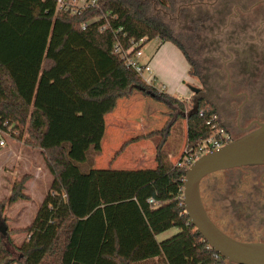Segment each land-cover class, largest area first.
Here are the masks:
<instances>
[{
	"label": "trees",
	"instance_id": "16d2710c",
	"mask_svg": "<svg viewBox=\"0 0 264 264\" xmlns=\"http://www.w3.org/2000/svg\"><path fill=\"white\" fill-rule=\"evenodd\" d=\"M156 37L175 44L196 76L194 61L149 15L146 0H96L76 15L56 10V0H0V131L25 130L52 176L25 228H9L0 203V264H223L184 212L187 166L163 148L176 119L146 135L157 137L152 168L83 172L75 164L89 148L101 151L105 115L136 92L185 119L187 148L211 136L206 119L217 111L203 108L205 99L186 110L187 100L146 84L113 52L117 44L132 53ZM172 227L173 235L157 240ZM15 232L26 236L16 243Z\"/></svg>",
	"mask_w": 264,
	"mask_h": 264
},
{
	"label": "rangeland",
	"instance_id": "374dc122",
	"mask_svg": "<svg viewBox=\"0 0 264 264\" xmlns=\"http://www.w3.org/2000/svg\"><path fill=\"white\" fill-rule=\"evenodd\" d=\"M195 1V0H189ZM188 0H167L163 4L157 3L155 0H146L148 5V13L151 16L158 18L169 27L172 35L183 45L188 56L194 61L195 74L198 70L204 68L203 74L187 77L185 70V61H175L171 59L170 51L166 54L161 52L157 60L161 74H186V78L179 75V83L185 88L186 94H181L182 91L176 89L178 81L174 78L170 80L169 76L158 78L156 85L164 86L172 93L177 92L178 97L189 98L186 102V110L192 105L191 101L199 96L194 94L190 87H198L202 98L206 100L207 107H214L208 99V88L212 92H218L223 97L225 91L216 85H212L213 80L220 77V84L223 83V74H207L209 68V57L215 51L214 46L207 45V37L209 38V28L216 31L227 18V12L221 16L210 20L209 6L196 5L194 8H186L189 4ZM186 8V9H185ZM192 14V16L186 17ZM192 12V13H190ZM203 12V13H202ZM191 19H194L193 22ZM214 22V26H212ZM257 22H255V25ZM254 25V26H255ZM220 33L217 39H224L220 43V47L225 44L233 45L234 40L242 38L246 35H251L253 30H246V35L235 29L233 35ZM204 42V43H200ZM159 38H152L145 43L141 51L145 56H154L156 49L160 45ZM200 44V45H199ZM173 50H180L175 47L172 42L166 45ZM213 49V50H211ZM178 52V51H177ZM181 52V50H180ZM182 53V52H181ZM183 54V53H182ZM184 57V56H183ZM220 65V64H217ZM164 79V80H163ZM177 81V83H175ZM187 87V88H186ZM237 90V89H236ZM211 92V93H212ZM212 105V106H211ZM187 112V111H185ZM168 117L176 119L174 122L170 136L168 137L164 150L171 162L176 163L184 151L188 150L186 140V125L185 119L176 114L169 113V108L151 97L145 96L140 92L134 93L128 98L118 100L113 111L106 117V133L101 141V151L96 153L92 148L86 151V160L83 162H75L79 169L83 172L91 168H118V169H138L152 168L155 166V146L157 137L147 134L159 130ZM5 145L0 147V203L3 204L2 218L5 220L9 228L18 230L25 228L33 219L39 205L41 204L45 194L48 191L52 176L48 171L41 151L31 144L25 142V130L20 133L19 129H9L4 133ZM143 137V138H140ZM139 138V139H138ZM132 139H136L124 146V149L119 151L121 146ZM119 151L118 153H116ZM17 194L16 198L10 201L12 194ZM22 195L21 197L18 195ZM19 196V197H18ZM177 230L172 227L157 235V240H163L173 235ZM26 236L25 232H15L11 235L12 239L19 243ZM2 254L0 253V256ZM223 264H229L226 260Z\"/></svg>",
	"mask_w": 264,
	"mask_h": 264
},
{
	"label": "flooded vegetation",
	"instance_id": "af4514ba",
	"mask_svg": "<svg viewBox=\"0 0 264 264\" xmlns=\"http://www.w3.org/2000/svg\"><path fill=\"white\" fill-rule=\"evenodd\" d=\"M188 5L189 10L196 5L209 6V15L203 17L210 16V20L228 11L216 31L208 27L206 39V44L215 48L211 49L212 65L206 73L223 74L222 85H218L220 77L212 85L224 90L225 95L209 88L206 93L217 111L225 139L230 142L264 122V0H195ZM230 27L232 35L235 29L244 35L247 28L253 32L221 48L225 40L216 37L227 30L228 33ZM203 72L204 68L197 69L196 74ZM195 94L202 97L200 89ZM199 193L208 217L221 231L240 241L264 242V162L210 173L200 181Z\"/></svg>",
	"mask_w": 264,
	"mask_h": 264
},
{
	"label": "water",
	"instance_id": "95a60500",
	"mask_svg": "<svg viewBox=\"0 0 264 264\" xmlns=\"http://www.w3.org/2000/svg\"><path fill=\"white\" fill-rule=\"evenodd\" d=\"M195 94L199 88L190 87ZM264 162V122L218 149L202 154L186 169L183 207L191 224L207 244L229 264H264V242L240 241L221 231L208 217L199 193L202 178L210 173Z\"/></svg>",
	"mask_w": 264,
	"mask_h": 264
},
{
	"label": "built area",
	"instance_id": "2783aa9c",
	"mask_svg": "<svg viewBox=\"0 0 264 264\" xmlns=\"http://www.w3.org/2000/svg\"><path fill=\"white\" fill-rule=\"evenodd\" d=\"M96 0H56V10L68 12L70 14L76 15L81 11L95 4ZM81 27H85V23L81 24ZM113 52L118 54L121 58L124 59V62L127 66L132 68L135 73L148 85L156 87L160 92L163 91L164 86H156L154 83V78L152 77V68L148 63L141 61L142 51L141 48L130 53V50H122L121 47L117 44L114 45ZM204 110H198L199 115H204ZM206 124H208L212 129L211 136L199 140V142L193 147L190 148L182 154V159L178 162V165L188 166L199 156L210 152L212 150L218 149L228 141L225 139V136L222 132L221 125L219 124L217 114L210 113L207 116ZM4 132L0 131V147L5 145ZM183 198V188L182 196ZM183 200V199H182ZM147 203L151 205H156L157 202L150 197L147 199ZM210 247V246H209Z\"/></svg>",
	"mask_w": 264,
	"mask_h": 264
},
{
	"label": "crops",
	"instance_id": "0c3cea01",
	"mask_svg": "<svg viewBox=\"0 0 264 264\" xmlns=\"http://www.w3.org/2000/svg\"><path fill=\"white\" fill-rule=\"evenodd\" d=\"M170 42L169 41H161V43H160V45L158 46V48L156 49V52H155V54H154V56H151V57H148V56H145V54H143L142 53V57H141V61L142 62H144V63H148L149 65H150V67L152 68V77L154 78V83H155V85H156V82H157V80H159L158 78H160L161 77V79H162V76H169L170 77V80H171V78L172 79H176L177 81H178V84L176 85L177 87H176V89L178 88V90L179 91H182V93L181 94H186V90H185V88H183L181 85H180V81H179V75L180 76H183L182 78H186L185 76H186V74L188 75L187 77H189V78H191V75H189V73H188V71H189V64H188V62L186 61V58L185 57H183L184 55L180 52V50H173V48L172 47H170V48H168L166 45L167 44H169ZM175 45V44H174ZM176 48H177V46H175ZM178 49V48H177ZM168 51H170V53H171V55H170V57H171V59L172 58H174V60L175 61H185V63H184V67H185V70H186V74H177L176 72H172L173 74H161L162 72L160 71V69H159V67H158V65H159V62H158V60H157V57H158V55L161 53V52H163V53H167ZM178 51V52H177ZM160 76V77H159ZM164 80V79H163ZM177 81L175 82V83H177ZM157 86V85H156ZM187 88V87H186ZM163 92H165V93H168V94H170V95H172V96H174V97H177V98H181V99H183V97H178L177 95V92L176 93H172L171 91H168V89L167 88H165L164 87V89H163ZM190 98V97H189ZM188 98V99H189ZM187 98H185V100H188ZM108 114H110V113H108ZM108 114H106L105 115V131L107 130L106 129V117H107V115ZM185 121V120H184ZM185 125H186V122H185ZM105 133L106 132H104V135H105ZM104 135H103V137H104ZM185 135H186V132H185ZM103 137H102V139H103ZM102 141V140H101ZM13 264H16V263H13Z\"/></svg>",
	"mask_w": 264,
	"mask_h": 264
}]
</instances>
